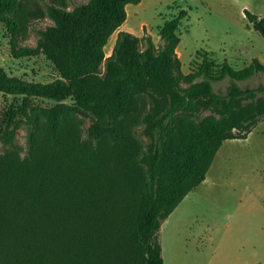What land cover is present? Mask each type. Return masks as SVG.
<instances>
[{"label": "rangeland", "instance_id": "obj_1", "mask_svg": "<svg viewBox=\"0 0 264 264\" xmlns=\"http://www.w3.org/2000/svg\"><path fill=\"white\" fill-rule=\"evenodd\" d=\"M44 1L63 6L70 13L92 2L18 0L11 10L0 8V66L11 76L38 82L57 77L47 52L52 53V49L41 33L58 25ZM124 10L126 19L108 36L102 45V58L87 72L95 82L104 80L107 59L116 55L120 33L136 38V52L142 61L145 38L159 48V29L180 11L187 13L178 26L175 50L182 75L194 70L205 56L216 67L226 62L238 70L253 60L264 66V39L243 14L246 10L264 19V0H140L137 5H125ZM2 19L13 21L15 29H8ZM112 27L114 24H109ZM237 84L264 86V74ZM180 85L186 87L183 82ZM228 85L226 78L214 83L213 91L223 93ZM131 95L135 108L118 116L110 131L95 138L91 134L94 115L72 99L60 103L31 99L24 108L19 97L0 94V188L15 168L39 158L45 164L46 189L53 195L77 191L88 197L98 194L104 204L112 203L115 193L131 191L135 197V187L147 181L142 163L151 145L145 133L146 116L162 106V96L148 87ZM57 105L61 114L52 143L47 118ZM218 118L208 101H200L194 113L178 114L170 123L172 146L188 149L212 130ZM174 164L168 159L163 173ZM157 240L163 264H264V119L245 140L221 144L205 181L162 222Z\"/></svg>", "mask_w": 264, "mask_h": 264}, {"label": "trees", "instance_id": "obj_2", "mask_svg": "<svg viewBox=\"0 0 264 264\" xmlns=\"http://www.w3.org/2000/svg\"><path fill=\"white\" fill-rule=\"evenodd\" d=\"M140 0H92L70 13L63 6L44 1L57 29L41 35L52 49L57 77L49 82L30 81L9 75L0 66V94L21 99L25 108L31 99L60 103L72 99L94 115L91 134L101 137L116 124L118 116L135 108L131 93L143 87L162 96V106L146 116L145 133L151 145L142 158L146 182L122 195L115 193L110 204L98 194L88 197L77 191L53 195L44 183L45 164L31 158L15 168L0 188V264H163L157 234L163 221L185 196L205 180L207 170L224 141L245 140L264 119V86L240 87L264 66L257 60L235 70L226 62L216 67L205 56L187 75L180 73L175 50L185 11L164 22L158 31L162 44L155 49L149 37L143 60L136 52V38L120 33L116 55L106 62L102 82L87 72L102 58V45L126 19L125 5ZM18 0H0V8L11 10ZM253 30L264 39V19L243 11ZM1 22L15 29L9 19ZM109 24L114 27L109 28ZM107 29L109 31L107 32ZM229 79L223 93L213 84ZM181 82L186 84L181 87ZM200 101H208L219 118L207 134L186 150L172 146L170 123L181 113H194ZM60 106L48 115L55 143ZM175 164L167 173V160ZM46 190V192H45Z\"/></svg>", "mask_w": 264, "mask_h": 264}, {"label": "crops", "instance_id": "obj_3", "mask_svg": "<svg viewBox=\"0 0 264 264\" xmlns=\"http://www.w3.org/2000/svg\"><path fill=\"white\" fill-rule=\"evenodd\" d=\"M248 135H249V134H248ZM247 137H248V136H247ZM232 141H233V140H232ZM204 181H205V180H204ZM204 181H203V182H204Z\"/></svg>", "mask_w": 264, "mask_h": 264}]
</instances>
